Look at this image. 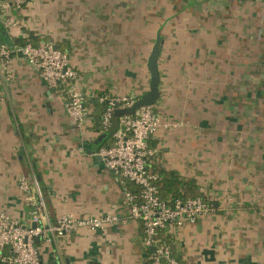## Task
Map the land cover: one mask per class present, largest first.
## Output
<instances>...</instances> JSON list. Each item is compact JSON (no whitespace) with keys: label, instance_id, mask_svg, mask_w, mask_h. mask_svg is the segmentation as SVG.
Segmentation results:
<instances>
[{"label":"crops","instance_id":"1","mask_svg":"<svg viewBox=\"0 0 264 264\" xmlns=\"http://www.w3.org/2000/svg\"><path fill=\"white\" fill-rule=\"evenodd\" d=\"M241 1L178 0L169 9H140L133 19V11L118 17L102 0H39L9 12L16 21L9 28L0 14V45L52 39L69 54L90 110L85 125L77 126L66 100L25 57L13 54L0 63L2 210L30 223L20 181L35 173L53 222L65 213L120 218L40 243L44 264H151L143 225L98 154L113 145L118 118L109 128L99 126L90 100L146 95L158 37L155 105L162 125L151 142L157 163L194 179L214 207L196 224L164 230L173 254L180 264H264V98L259 84L248 91L252 86L246 90L244 82L245 64L256 57L243 45Z\"/></svg>","mask_w":264,"mask_h":264},{"label":"built area","instance_id":"2","mask_svg":"<svg viewBox=\"0 0 264 264\" xmlns=\"http://www.w3.org/2000/svg\"><path fill=\"white\" fill-rule=\"evenodd\" d=\"M38 1L0 0L4 25L8 28L16 25L9 12L20 10L28 2ZM9 43L0 45V63L4 64L13 54L25 57L38 70L41 79L66 100V112L74 123L83 127L90 110L79 85V71L71 64L69 54L59 49L52 39L42 40L38 44H16L12 39ZM100 100L108 102L103 115L105 129L112 125L118 109L131 107L136 101L129 96L101 97ZM161 125L162 115L155 104L142 106L134 114H122L118 117V128L113 134V145L100 148L98 154L106 168L122 183L132 217L143 225V243L151 249V264H180L173 255L170 242L162 237L161 232L170 227L196 224L214 207L205 197L162 198L161 176L154 170L158 161L157 150L151 145ZM130 185L135 189H131ZM20 188L30 206V223L24 225L0 206V264H44L40 243L52 244L58 237L83 229H103L120 221L114 213L95 216L65 213L53 222L37 175L33 173L22 177Z\"/></svg>","mask_w":264,"mask_h":264},{"label":"rangeland","instance_id":"3","mask_svg":"<svg viewBox=\"0 0 264 264\" xmlns=\"http://www.w3.org/2000/svg\"><path fill=\"white\" fill-rule=\"evenodd\" d=\"M102 1H105L106 4L108 2L110 7L116 10L118 17L133 11L134 19V13L139 14L140 9L147 8L149 10L152 9L153 11H155L157 6L169 9L173 6L172 3L178 0H133L132 7L131 2L128 0H115L112 2L111 0ZM185 1H187L188 5H193V3L196 2V0ZM197 1H199L198 4L200 5L204 4L205 2V0ZM241 2V7L243 6L244 8V10H242L241 12V14L244 15V21L240 22L239 28L246 37L245 39H243V41L245 42L243 45H245L244 48L246 52H252L256 57L254 60L248 59L249 63L247 62L248 64H245L246 78L244 82L246 85V90L247 87H250V85L252 86V88H250L248 91L255 90L256 87H258L257 85L259 84L260 90L257 88V90H259L258 97L264 98V0H251V2L242 0ZM181 4L182 6L186 5L183 2H181ZM246 7H250V9H247ZM172 11L174 10L170 9L168 11H165V14L169 15L172 13ZM113 13H115V11L112 10V14ZM138 16H141V13ZM250 54L247 53L246 55L248 56L246 57L248 58Z\"/></svg>","mask_w":264,"mask_h":264},{"label":"trees","instance_id":"4","mask_svg":"<svg viewBox=\"0 0 264 264\" xmlns=\"http://www.w3.org/2000/svg\"><path fill=\"white\" fill-rule=\"evenodd\" d=\"M28 42L37 44L35 41H33L32 38L15 39L16 44H26ZM100 96L92 98L90 102L92 101L97 111L96 113L97 124L104 128L103 115L108 107V102L101 101ZM87 104L88 103L86 102V106H88ZM117 112H119V109L115 112L116 116H114V118L115 117L118 118L120 116L119 114H117ZM154 170L156 173H158L161 176L160 189H161V195L163 199H172V198H177V197H181L184 199H188L192 197H204L202 192L199 189V186L196 184V181L194 179L182 177L179 174V172L175 170H168L164 168L161 164H158L157 161L155 162ZM130 187L131 189H135L133 185H130ZM161 235L164 239L168 240L167 238L169 237L165 234L164 230L163 232H161Z\"/></svg>","mask_w":264,"mask_h":264},{"label":"water","instance_id":"5","mask_svg":"<svg viewBox=\"0 0 264 264\" xmlns=\"http://www.w3.org/2000/svg\"><path fill=\"white\" fill-rule=\"evenodd\" d=\"M162 46L163 40L161 37H158L148 62V68L151 73L150 90L148 91V93H146V95L137 99L131 107H128L126 109H119V112H117V114H134L142 106L152 105L156 103L157 99L160 96V73L158 67V59ZM152 250H154V248H152Z\"/></svg>","mask_w":264,"mask_h":264}]
</instances>
